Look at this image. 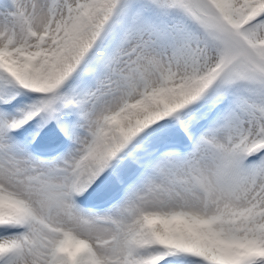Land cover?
<instances>
[{"label": "snow or ice", "instance_id": "obj_1", "mask_svg": "<svg viewBox=\"0 0 264 264\" xmlns=\"http://www.w3.org/2000/svg\"><path fill=\"white\" fill-rule=\"evenodd\" d=\"M0 264H264V0H0Z\"/></svg>", "mask_w": 264, "mask_h": 264}]
</instances>
